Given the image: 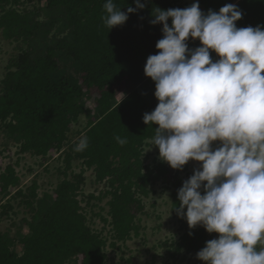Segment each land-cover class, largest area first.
<instances>
[{"label": "trees", "instance_id": "1", "mask_svg": "<svg viewBox=\"0 0 264 264\" xmlns=\"http://www.w3.org/2000/svg\"><path fill=\"white\" fill-rule=\"evenodd\" d=\"M198 1L207 12L237 5L242 11L238 28L264 26V0ZM105 2L0 0L1 37L15 44L0 76L1 146L4 150L15 146L17 156L40 158L37 165L48 164L51 154L61 151L54 166L55 182L46 191L39 192L40 174L21 186L15 168L19 157L0 171V193L2 197L10 194L0 204V217L8 220L24 212L18 223L13 222V229L0 230V264H105L101 249L105 241L115 252L135 238L143 239L142 249L151 259L144 264H153L161 252V264H179L204 244L206 237L195 231L204 228L189 229L173 210L179 203L178 189L193 170L186 165L172 169L159 159V153L147 151L156 126L143 122L144 113L158 103L155 83L145 76L144 66L148 56L157 53L156 42L163 37V25L150 23L151 11L154 7L183 9L185 4L183 0H141L142 10L109 31L102 19ZM114 3L124 12L135 7L133 0ZM188 46L195 49L200 42L189 40ZM88 100L93 101L91 107ZM117 136L126 143L119 144ZM85 137L88 147L75 151ZM44 171H49L48 165ZM87 171L95 177L96 192L84 190ZM43 181L46 185L50 179L44 174ZM164 194L179 229L168 240H155L156 252L150 255L137 222L140 214L147 213L146 198ZM108 198L106 212L112 229L102 226L91 229L89 235L87 211L80 203L94 212ZM93 216L107 220L100 211ZM22 220L28 222L26 232L16 228Z\"/></svg>", "mask_w": 264, "mask_h": 264}, {"label": "clouds", "instance_id": "2", "mask_svg": "<svg viewBox=\"0 0 264 264\" xmlns=\"http://www.w3.org/2000/svg\"><path fill=\"white\" fill-rule=\"evenodd\" d=\"M133 2L135 7L124 12L106 0L102 19L109 31L145 7L141 0ZM199 4L151 11L150 23L163 25V37L144 66L158 103L144 113L143 122L156 126L149 142L162 162L175 170L200 162L178 189L173 209L189 229L201 226L218 234L206 241L197 259L203 264H264V246L257 247L264 245V26L238 28L242 11L235 4L207 14ZM189 40H199L200 46L190 49ZM116 140L126 143L119 136ZM87 147L85 137L74 150ZM86 176L85 192H96L90 189L97 184L93 173ZM108 199L94 212L80 203L87 211L89 235L102 226L112 229ZM97 211L105 222L91 218ZM127 248L113 252L105 241V264L132 263Z\"/></svg>", "mask_w": 264, "mask_h": 264}, {"label": "rangeland", "instance_id": "3", "mask_svg": "<svg viewBox=\"0 0 264 264\" xmlns=\"http://www.w3.org/2000/svg\"><path fill=\"white\" fill-rule=\"evenodd\" d=\"M185 7H190L193 3H199L198 0H183ZM199 7L201 9L202 12H204L205 14H207V11L205 9H203V7L199 4ZM199 41V40H198ZM14 43L11 44L8 41H5L0 34V76H2L5 73V65L7 63L8 57L9 55L13 52V47H14ZM212 58L213 60L218 59L217 55L212 52ZM125 93V92H124ZM124 93L121 95V97L124 95ZM120 96V95H119ZM118 96V97H119ZM93 104L92 100H88L87 101V107H91ZM84 117V116H82ZM79 125H81V123L77 124V128L79 127ZM74 126V123H71V127ZM76 138H80V135ZM75 138V139H76ZM216 145L214 144V147ZM149 146V148H147V151H155L157 153H159L158 148L156 147H152ZM150 149V150H149ZM16 147L15 146H11L10 148L4 150L1 146L0 143V171L9 163H15L16 158L19 157L20 160L18 162V164H15V168H16V173L20 176L21 178V186L24 185H29L30 182L35 178L36 174H40L38 177L37 182L40 184L39 185V192L42 191H46L49 190L51 185L54 184L55 182V178H56V169L54 168V166L58 165V160L56 161V158L60 155V152H53L51 154L50 160H48V164L45 162H43V164L41 165H37L35 164V161L38 160V162H40V158L34 157V156H30L29 154H24V155H20L17 156L16 155ZM74 164L75 161H74ZM48 165L49 167V171L45 172L44 171V167ZM187 169L188 170H194L198 169L200 166V162L197 161H189L187 163ZM44 174L48 177V179H50V181L47 182L46 185H44ZM183 175V173H182ZM38 176V175H37ZM93 189V185H91ZM87 190V191H90ZM15 190V189H14ZM11 191V193L14 192ZM8 194L5 197H2L1 193H0V204L3 203L4 201H6L9 198ZM162 195V194H161ZM168 198L166 197V194L161 196L158 195H152L148 198H146V200L144 201V205H145V210L147 211L146 214H140L139 216V221L137 222L138 224V229H142L143 231V236L146 238V241L148 242L146 245V247H148L150 249L149 254H155L156 252V248H153V242L155 240H157L158 238H162V239H168L169 237H172V232L176 231L175 229H179V225H178V221H177V217L175 215H173L170 206L168 205ZM16 210L19 209V207L15 208ZM22 211V210H21ZM20 211V212H21ZM24 212H21L20 215L18 217H15L12 219H8L6 220L5 218L0 217V230H4V229H13L12 227L13 222H19V220H21L24 217ZM29 216V215H28ZM30 217V216H29ZM15 228V227H14ZM17 229H24V231L26 232L27 229H29L28 226V222L27 221H23L22 220V226L20 227H16ZM195 231L198 233L197 236L203 237L205 236L206 239L204 240V244L201 246H198L196 248V250H194L190 255H188V260L179 264H203V262L199 259H197V253L198 251H200L204 246L206 241L210 240V239H214L217 238L216 233H212L209 234L206 232L205 229H195ZM14 232V231H13ZM178 231L175 232V234ZM142 233V232H141ZM264 245H261V247ZM139 247L138 249H141L138 252L135 249ZM143 246V239L140 240V238H135L133 240H131V242L128 244V248L127 251L129 252V255L132 257L133 262L132 263H127L125 261H123V264H144V262L148 263L149 258L147 259L146 256L148 255L144 250L142 249ZM143 250V251H142ZM164 252H161L159 254H157L155 260L153 261V264H161V259L160 256L163 255ZM128 255V256H129ZM80 257L81 255L78 257V263L80 261ZM151 261V259L149 260ZM175 264V263H173Z\"/></svg>", "mask_w": 264, "mask_h": 264}]
</instances>
